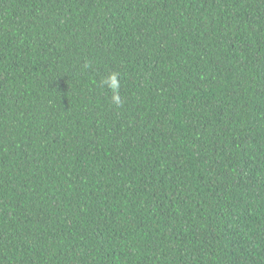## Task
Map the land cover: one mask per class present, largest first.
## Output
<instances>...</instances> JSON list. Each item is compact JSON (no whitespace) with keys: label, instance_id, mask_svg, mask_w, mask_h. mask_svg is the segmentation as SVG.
Wrapping results in <instances>:
<instances>
[{"label":"trees","instance_id":"1","mask_svg":"<svg viewBox=\"0 0 264 264\" xmlns=\"http://www.w3.org/2000/svg\"><path fill=\"white\" fill-rule=\"evenodd\" d=\"M0 264H264V0H0Z\"/></svg>","mask_w":264,"mask_h":264},{"label":"clouds","instance_id":"2","mask_svg":"<svg viewBox=\"0 0 264 264\" xmlns=\"http://www.w3.org/2000/svg\"><path fill=\"white\" fill-rule=\"evenodd\" d=\"M112 80H115V77H112Z\"/></svg>","mask_w":264,"mask_h":264}]
</instances>
